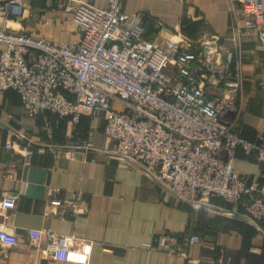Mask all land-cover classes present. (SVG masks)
<instances>
[{
    "label": "built area",
    "instance_id": "obj_1",
    "mask_svg": "<svg viewBox=\"0 0 264 264\" xmlns=\"http://www.w3.org/2000/svg\"><path fill=\"white\" fill-rule=\"evenodd\" d=\"M70 1L74 41L0 26V90H15L30 117L52 115L45 122L50 129L64 117L76 124L82 114H104L103 134L113 153L149 169L178 202L221 198L240 204L248 219L264 221V190L233 166L237 149L264 163V130L250 140L234 126L242 80L238 54L214 39L196 43L176 33L148 39L150 18L124 11L122 0H106L103 7ZM234 1L242 14L231 29L234 44L246 32L264 43L261 0H230L232 7ZM25 11V0L0 5L5 20ZM86 142L83 147L94 149ZM19 148L29 153L27 146ZM60 191L49 186L48 202L79 212V194L64 198ZM16 195H3L0 206L13 208ZM27 234L44 239L54 260L85 263L90 253V242L74 234L47 227ZM199 240L198 234L164 232L145 247L184 256V248ZM15 241L14 233L0 227V244Z\"/></svg>",
    "mask_w": 264,
    "mask_h": 264
},
{
    "label": "crops",
    "instance_id": "obj_2",
    "mask_svg": "<svg viewBox=\"0 0 264 264\" xmlns=\"http://www.w3.org/2000/svg\"><path fill=\"white\" fill-rule=\"evenodd\" d=\"M90 1L100 7L107 3ZM25 3L19 17L5 20L0 14V26L53 41L76 39L70 0ZM122 9L150 18L148 39L175 33L196 43L214 39L244 57L241 66L252 77H245L237 105L240 99V105L251 107L245 110L240 132L252 139L264 130V43L256 33L246 32L234 44L231 29L242 16L237 1L232 7L230 0H122ZM4 48L0 42V51ZM103 115L82 114L76 124L64 117L49 134L48 116H28L15 90H0V199L17 194L13 208L0 206V227L16 236L13 245L0 244V264H264V222L248 219L240 204L226 200L178 202L149 169L113 153L103 134ZM80 140L92 141L96 153L72 150ZM233 166L264 190L263 162L237 149ZM49 186H58L64 198L79 194V212L51 205ZM46 227L89 241L85 263L54 260L44 250V239L27 234L28 229ZM164 232L198 234L200 240L186 246L184 256L145 247Z\"/></svg>",
    "mask_w": 264,
    "mask_h": 264
},
{
    "label": "rangeland",
    "instance_id": "obj_3",
    "mask_svg": "<svg viewBox=\"0 0 264 264\" xmlns=\"http://www.w3.org/2000/svg\"><path fill=\"white\" fill-rule=\"evenodd\" d=\"M240 61H241V65H244V57H242L241 59H240ZM241 71H242V80H241V86H242V84H243V82H244V79H245V77H246V80H250L251 79V77L252 76H250L249 74H247V73H244L245 71H244V68L241 66ZM242 88V87H241ZM240 88V89H241ZM240 99H238V109H239V113H237L238 115L236 116V118H235V128L237 129V131L241 134V132H243L244 131V128H242V126H241V124L243 123L242 122V118H243V115H244V113H245V110L247 109V111H248V108H250L251 106H246V104H244V106L243 105H240ZM240 105V106H239ZM43 115V114H42ZM247 125L248 124H244V127H247ZM248 127H250V125L248 126ZM247 127V128H248ZM47 129V133H49V134H51V131L53 130V128H48V127H46ZM250 129V128H249ZM241 131V132H240ZM87 140H80L79 141V143H78V145H80L81 147H83V146H86V144H87V142H86ZM74 142V141H73ZM69 145H74V144H70L69 143ZM93 145V144H92ZM93 147L95 148V145H93ZM215 199V198H214ZM220 204L222 205V206H225V207H228V205L227 204H224L223 202H220ZM229 207H231V206H229ZM256 222H262V221H256ZM264 222V221H263Z\"/></svg>",
    "mask_w": 264,
    "mask_h": 264
},
{
    "label": "water",
    "instance_id": "obj_4",
    "mask_svg": "<svg viewBox=\"0 0 264 264\" xmlns=\"http://www.w3.org/2000/svg\"><path fill=\"white\" fill-rule=\"evenodd\" d=\"M72 150L75 151H81V152H91V153H96V150L94 149H87L85 147H72Z\"/></svg>",
    "mask_w": 264,
    "mask_h": 264
},
{
    "label": "trees",
    "instance_id": "obj_5",
    "mask_svg": "<svg viewBox=\"0 0 264 264\" xmlns=\"http://www.w3.org/2000/svg\"><path fill=\"white\" fill-rule=\"evenodd\" d=\"M43 115H45V116H48L47 118L48 119H50V118H53V116L52 115H50V114H48V113H45V114H43ZM61 120V119H60ZM60 122V121H59ZM58 125H59V123H58ZM235 130L237 131V129L235 128ZM238 132V131H237ZM239 133V132H238ZM256 133V132H255ZM255 133H254V136H255ZM240 134V133H239ZM240 135H242V134H240ZM243 136V135H242ZM254 136H253V138L252 139H254ZM246 138V137H245ZM247 139H249V138H247ZM251 140V139H250ZM217 199H220V200H223V199H221V198H217ZM263 222V221H262Z\"/></svg>",
    "mask_w": 264,
    "mask_h": 264
}]
</instances>
